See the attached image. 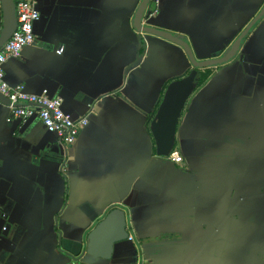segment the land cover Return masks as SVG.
<instances>
[{"label": "crops", "instance_id": "obj_1", "mask_svg": "<svg viewBox=\"0 0 264 264\" xmlns=\"http://www.w3.org/2000/svg\"><path fill=\"white\" fill-rule=\"evenodd\" d=\"M139 2L37 0L35 39L6 61L4 80L46 90L88 123L64 148L37 115L22 121L0 102V264H264V15L238 56L200 70L175 129V164L156 155L150 122L192 68L163 39L122 38ZM263 5L160 0L150 24L184 37L203 61ZM111 211L126 217L121 239L89 253V234Z\"/></svg>", "mask_w": 264, "mask_h": 264}, {"label": "water", "instance_id": "obj_2", "mask_svg": "<svg viewBox=\"0 0 264 264\" xmlns=\"http://www.w3.org/2000/svg\"><path fill=\"white\" fill-rule=\"evenodd\" d=\"M148 3L149 0H140L133 16L131 18L126 17L122 20L120 24L122 38L136 45H141L143 40L142 34L163 39L183 49L192 68L187 76L172 82L168 86L157 113L150 122L151 135L155 143L156 155L160 158H164L170 154L173 148L175 129L180 114L196 87L198 72L203 69L228 63L238 56L242 41L254 25L263 17L264 5L258 14L248 23V25H246L233 43L229 44L230 41L225 43L227 49L221 56L215 57L216 53L209 59L198 61L184 37L157 29L150 24L152 17H149L151 11L147 9ZM0 9L2 14L0 19L1 48L15 31L17 22L13 0H0ZM0 102L7 106L10 105L9 100L1 94ZM126 227V217L120 213L111 211L100 222L99 226L89 234L88 241L92 243V245L89 246V253L103 255L107 249L97 247L95 244H100V246H111L114 242L121 239L122 231H125ZM125 236L127 238L128 234L125 233Z\"/></svg>", "mask_w": 264, "mask_h": 264}, {"label": "built area", "instance_id": "obj_3", "mask_svg": "<svg viewBox=\"0 0 264 264\" xmlns=\"http://www.w3.org/2000/svg\"><path fill=\"white\" fill-rule=\"evenodd\" d=\"M13 1L17 25L11 37L0 48V94L9 100V108L14 117L25 121L37 115L44 129L55 135L59 143L66 148L74 144L80 131L87 125L88 119L86 117L73 119L63 110L61 99L50 97L46 90L39 95L27 94L23 85L11 87L4 80V64L9 59H17L22 49L33 43L35 39L33 25L39 19L37 0ZM151 3L152 8L148 9L151 11L149 17L157 14L160 0H151ZM55 53L62 54L63 48H58ZM30 106L37 107V110ZM165 158L175 164L182 162V157L177 152H170ZM127 239L132 242L133 234H128Z\"/></svg>", "mask_w": 264, "mask_h": 264}, {"label": "trees", "instance_id": "obj_4", "mask_svg": "<svg viewBox=\"0 0 264 264\" xmlns=\"http://www.w3.org/2000/svg\"><path fill=\"white\" fill-rule=\"evenodd\" d=\"M206 78V75H199L196 80V85L200 84L204 79Z\"/></svg>", "mask_w": 264, "mask_h": 264}, {"label": "flooded vegetation", "instance_id": "obj_5", "mask_svg": "<svg viewBox=\"0 0 264 264\" xmlns=\"http://www.w3.org/2000/svg\"><path fill=\"white\" fill-rule=\"evenodd\" d=\"M152 8V3H151V0H149V3H148V6H147V9H151ZM200 72V71H199ZM198 72V74L200 75V73ZM197 74V76H198ZM63 146V145H62Z\"/></svg>", "mask_w": 264, "mask_h": 264}]
</instances>
